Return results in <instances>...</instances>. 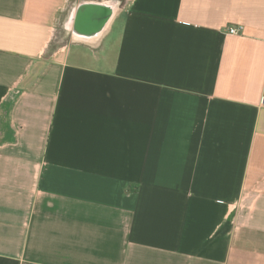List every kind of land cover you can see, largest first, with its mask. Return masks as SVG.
I'll use <instances>...</instances> for the list:
<instances>
[{"label": "crops", "instance_id": "crops-1", "mask_svg": "<svg viewBox=\"0 0 264 264\" xmlns=\"http://www.w3.org/2000/svg\"><path fill=\"white\" fill-rule=\"evenodd\" d=\"M0 122V264H264V0H0Z\"/></svg>", "mask_w": 264, "mask_h": 264}, {"label": "water", "instance_id": "water-1", "mask_svg": "<svg viewBox=\"0 0 264 264\" xmlns=\"http://www.w3.org/2000/svg\"><path fill=\"white\" fill-rule=\"evenodd\" d=\"M78 8L75 33L92 36L109 21L111 11L107 8L113 7L105 3H83Z\"/></svg>", "mask_w": 264, "mask_h": 264}, {"label": "built area", "instance_id": "built-area-1", "mask_svg": "<svg viewBox=\"0 0 264 264\" xmlns=\"http://www.w3.org/2000/svg\"><path fill=\"white\" fill-rule=\"evenodd\" d=\"M242 30H243V27H242V26H239V27H237V28H229V29H228V33L231 34V35H237V34H239Z\"/></svg>", "mask_w": 264, "mask_h": 264}, {"label": "rangeland", "instance_id": "rangeland-1", "mask_svg": "<svg viewBox=\"0 0 264 264\" xmlns=\"http://www.w3.org/2000/svg\"><path fill=\"white\" fill-rule=\"evenodd\" d=\"M9 104L5 103L3 106V113H4V117L7 120V116H8V111H9ZM0 126H1V122H0ZM0 132H1V127H0Z\"/></svg>", "mask_w": 264, "mask_h": 264}]
</instances>
